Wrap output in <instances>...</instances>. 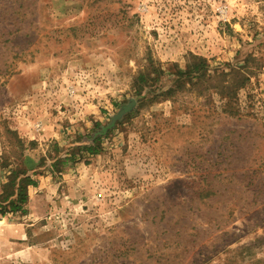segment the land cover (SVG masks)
<instances>
[{
	"label": "rangeland",
	"instance_id": "374dc122",
	"mask_svg": "<svg viewBox=\"0 0 264 264\" xmlns=\"http://www.w3.org/2000/svg\"><path fill=\"white\" fill-rule=\"evenodd\" d=\"M21 161L0 264H264V0H0Z\"/></svg>",
	"mask_w": 264,
	"mask_h": 264
},
{
	"label": "trees",
	"instance_id": "16d2710c",
	"mask_svg": "<svg viewBox=\"0 0 264 264\" xmlns=\"http://www.w3.org/2000/svg\"><path fill=\"white\" fill-rule=\"evenodd\" d=\"M202 68H191L189 73L196 77L200 75ZM86 150L90 154H97L100 150L95 146H85ZM54 165H60L67 163L70 160L75 161L76 156L73 152L66 156H55ZM45 159V158H44ZM21 161L18 166L10 170L8 175V181L2 185V192L0 193V214L2 216L11 213H26L28 204V188L31 185H35V179L29 174L30 169ZM40 164H38L39 166Z\"/></svg>",
	"mask_w": 264,
	"mask_h": 264
},
{
	"label": "crops",
	"instance_id": "0c3cea01",
	"mask_svg": "<svg viewBox=\"0 0 264 264\" xmlns=\"http://www.w3.org/2000/svg\"><path fill=\"white\" fill-rule=\"evenodd\" d=\"M25 234H26L25 232L20 231L18 235L12 236V237L15 238V239H23V237H25L24 236Z\"/></svg>",
	"mask_w": 264,
	"mask_h": 264
}]
</instances>
